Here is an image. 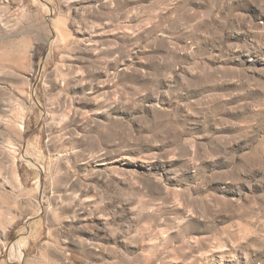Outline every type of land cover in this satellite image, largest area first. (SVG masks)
Masks as SVG:
<instances>
[{
	"label": "rangeland",
	"instance_id": "obj_1",
	"mask_svg": "<svg viewBox=\"0 0 264 264\" xmlns=\"http://www.w3.org/2000/svg\"><path fill=\"white\" fill-rule=\"evenodd\" d=\"M45 240L264 264V0H0V264Z\"/></svg>",
	"mask_w": 264,
	"mask_h": 264
},
{
	"label": "crops",
	"instance_id": "obj_2",
	"mask_svg": "<svg viewBox=\"0 0 264 264\" xmlns=\"http://www.w3.org/2000/svg\"><path fill=\"white\" fill-rule=\"evenodd\" d=\"M28 237H30V236H24V238H25L24 242L26 243V245L28 242ZM30 238L32 240L35 237L31 236ZM45 242H47L46 244H48V245L43 246V247L42 246L38 247L37 250H35V251H30V252L27 251L25 254V257L23 259H21V261L20 260H10L8 258L6 260V264H51V262H50V247L51 246H50L48 240H45Z\"/></svg>",
	"mask_w": 264,
	"mask_h": 264
}]
</instances>
